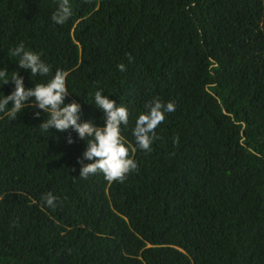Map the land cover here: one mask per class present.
Wrapping results in <instances>:
<instances>
[{
	"label": "trees",
	"instance_id": "16d2710c",
	"mask_svg": "<svg viewBox=\"0 0 264 264\" xmlns=\"http://www.w3.org/2000/svg\"><path fill=\"white\" fill-rule=\"evenodd\" d=\"M59 2L0 0V70L26 89L62 71L65 104L97 127L102 90L128 109L138 167L82 179L78 158L94 161L74 130L42 131L34 107L0 112V264H264V0H70L56 25ZM21 42L47 76L9 57ZM14 88L0 80V99ZM154 99L176 107L145 152L133 129Z\"/></svg>",
	"mask_w": 264,
	"mask_h": 264
},
{
	"label": "clouds",
	"instance_id": "9594fccd",
	"mask_svg": "<svg viewBox=\"0 0 264 264\" xmlns=\"http://www.w3.org/2000/svg\"><path fill=\"white\" fill-rule=\"evenodd\" d=\"M72 15L70 0H60L56 12L51 16V20L56 25H63ZM9 57H17V67L29 70L32 76H47L50 72L48 66L39 53L25 49L23 42L9 51ZM120 71H125L124 64H118ZM0 80L3 85L12 82L14 91L0 99V112L5 113L9 119H16L17 113L22 112L25 107H34L42 110L47 119L39 124L42 131L55 129L59 132L74 130L78 138L86 142V150L83 157L92 163L84 164V160L78 158L81 169L79 177L87 179L90 175L102 173L105 180L123 183L128 174L137 169V163L129 156V149L125 146L121 137V128L126 126L129 120L128 109L118 106L115 100L102 94V90H97L94 94V105L102 110L104 124L97 127L93 121L81 123L80 104L75 101L65 104V98L69 91L66 86L65 74L57 70L54 76L47 83L35 84L33 88L26 89L23 77L14 73L11 79L8 78L6 70H0ZM30 100V104L26 101ZM9 101L13 102L9 108ZM175 103H164L159 99L145 105L146 111L138 115L133 129L136 147L139 150L149 152L156 137V129L166 118V114L175 111ZM36 116L40 113L36 112ZM73 143L71 137L67 141ZM43 205L55 207L56 197L51 193L42 196ZM42 205V207H43Z\"/></svg>",
	"mask_w": 264,
	"mask_h": 264
}]
</instances>
